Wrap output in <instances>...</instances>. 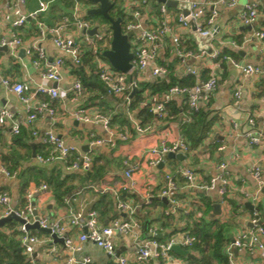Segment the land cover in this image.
Segmentation results:
<instances>
[{
    "label": "crops",
    "instance_id": "1",
    "mask_svg": "<svg viewBox=\"0 0 264 264\" xmlns=\"http://www.w3.org/2000/svg\"><path fill=\"white\" fill-rule=\"evenodd\" d=\"M40 0H24L20 6L22 13L29 14L39 9ZM47 3L44 10L39 11L34 17L27 16L25 23L17 28H12L3 20L5 11V0H0V36H9L13 31L21 36L23 42L14 49H0V78L9 79L11 82L21 81L31 84L54 86L55 82L44 80L40 72L44 67V60H41L40 67H35L32 60L36 54H26V49L31 48L33 43L40 46L49 61L54 57L62 56V52L53 44L52 37L47 33L43 38L39 37L38 25L44 29L53 27L62 16H70L73 6L70 3L79 4L78 18L87 20L86 11L98 4H90L89 0H43ZM114 7L123 11V24L131 21V11L137 9L140 12L138 23L145 29H156L163 22L169 25L172 32H169L160 39L158 44V56L155 61L157 65L167 67V73L163 76H153L151 65L142 71L133 70L127 74V80L131 79L137 83V91L141 92L142 99L130 106V92L126 95H110L106 93L102 82L99 80L93 57L89 51V45L84 43L82 33L75 31L70 25L65 35L74 37L82 49V65L74 64L71 59L64 56V64L61 70V80L57 83L60 96L51 102L56 110L55 120L48 115L38 117L34 121V127L38 130L52 128L65 142L76 146L80 152L89 151L91 166L87 170L70 169L69 163L72 157L67 160H56L51 163L41 164L32 155L46 153V148L31 135L30 127L23 124L25 111L17 95L8 91L0 84V106H4L12 114V118L4 125H0V164H4L10 171L16 172L14 177H5L0 174V181L3 187L10 194L11 205L20 209L24 204V196L28 187L45 184L32 167L45 170L46 177H57L60 181V200L53 194L52 187H47L36 194L35 206L39 213L58 219L65 225V233L76 239L79 229L68 224L72 212L86 214L91 209H96L104 224L110 220L122 217L116 207L119 198H124L135 205L134 217L141 224L137 229L139 238L156 237L161 241L170 238L180 239L191 230L197 223H209L216 221L222 224L225 238V245L229 243L239 231L249 227L251 210L245 207L248 199L242 192H254L256 182L250 173L253 165L261 167L262 179L264 180V121L262 111L264 109V76L245 75L242 70L233 64H257L264 65V49L261 41L254 36L255 31H264V0H238L234 6L218 5L215 7L217 15L213 21L214 34L209 39L207 47L199 49L198 43L192 34L189 23L188 28L178 25L177 17L182 11L175 7L165 6L164 11L160 10L162 2L158 0H113ZM205 2V17L212 11V2L215 0H203ZM185 3V2H184ZM256 3L258 15L252 25H244L239 19V13L245 4ZM71 17V16H70ZM106 22V21H105ZM90 27L97 26L98 31L104 33L102 50L110 47V35L100 28L97 21L88 22ZM108 24V22H106ZM177 34L184 52H192L194 55L181 56L174 50L172 36ZM133 42V37L130 39ZM211 48L220 51L219 57L211 59L209 56H201L199 52ZM187 67L196 68L199 79H206L215 76L218 81L216 89L201 97V109L207 111L208 117L213 118V124L208 136L190 152L185 159H168L163 161V166L157 168L150 165L148 161L149 150L152 147H159L161 144L172 145L180 138L188 136L183 126L185 115L188 111V104L184 95L172 94L165 97V92L151 94L150 85L157 82H173L179 85H191L196 79L186 73ZM80 74L86 77L83 82ZM75 79H80L84 92L78 101L72 100L70 87ZM56 86V85H55ZM239 89L240 94L235 97L234 92ZM136 91V92H137ZM38 100H48L44 95H38ZM150 103L149 111L140 113L144 103ZM163 102L167 115L157 117L153 106ZM79 105L85 107L89 113L98 111L111 119V128L115 133V146L95 145L90 147L89 141L93 138L106 137L107 134L99 123H84L75 120L71 112ZM247 117L255 119L254 128L261 131L263 137L256 144H250L246 136L249 131ZM12 122L19 123L20 133H11ZM139 124L146 127L143 133L135 131L134 126ZM127 132L128 139L120 140L118 133ZM190 141V140H189ZM33 144V147H32ZM40 151V152H39ZM48 151V150H47ZM129 165H138L133 172L132 178L135 181L134 187L126 190L129 179L124 175ZM220 162L227 164L229 180L233 186L228 196L227 205L220 203L217 189L200 190L190 186L176 172L179 165L190 166L196 176V182L206 181L217 174V165ZM171 173L178 185V190L172 193V197L178 203L170 210L169 199L164 202L159 197V191L164 186V176ZM37 180H39L37 182ZM25 184V186H24ZM152 196L148 203H144L145 194ZM157 197V198H155ZM221 204L220 215L213 214V203ZM258 206L264 224V190L260 192ZM187 209V212L184 210ZM169 210V212H168ZM2 206H0V213ZM147 221L146 234L144 223ZM216 225L212 226L215 229ZM154 228V235L150 231ZM35 233L41 238L47 239V247L55 244L59 254L57 256L44 254V246L40 245L35 254L38 264H64L69 252L62 243L53 242L52 236L42 231ZM195 236V235H194ZM113 241L119 255L128 256L126 264H162L157 259H149L146 262L138 263L132 259V238L115 233ZM191 247L185 248L188 253L199 257L198 250ZM89 255L90 264H116L113 257H109L102 249L92 242L83 243L82 249L74 253L75 257ZM233 255L237 264H264L262 257L257 251H237L233 249ZM182 258L184 256H181ZM186 260L185 258H183ZM187 261V260H186ZM215 262V261H214Z\"/></svg>",
    "mask_w": 264,
    "mask_h": 264
},
{
    "label": "built area",
    "instance_id": "2",
    "mask_svg": "<svg viewBox=\"0 0 264 264\" xmlns=\"http://www.w3.org/2000/svg\"><path fill=\"white\" fill-rule=\"evenodd\" d=\"M179 3H188L189 12L186 16L182 13L178 14L177 22L180 27L188 28L189 19H193L195 22V31L203 36L213 37V21L217 12L215 7L218 5L234 6L238 3V0H215L212 2V11L210 15L205 17V2L203 0H173ZM145 2V0H142ZM24 0H5V11L3 13V20L7 22L12 28L22 26L27 16L34 17L39 11L44 10L47 7V3L43 0L39 1V9L27 14L22 13L20 6L23 5ZM165 4L161 5L160 10L164 11ZM79 4L75 1L70 16H62L61 19L53 26L47 29L39 24L38 34L40 38H43L47 33L52 37L53 44L62 52V56H57L51 60L46 59L45 51L33 43L31 48L26 49V54L35 52L36 58L32 60V64L35 67H40L41 60H44V67L40 72V76L44 80H50L56 83V86H47L44 84H36L33 88L30 83L15 81L11 82L9 79L0 78V84H2L8 91L15 93L22 103L25 118L23 124L30 127L31 135L36 138L45 148L46 153L35 154V159L41 164L51 163L56 160H67L72 157L69 163L70 169L87 170L91 166V156L89 151L80 152L79 149L67 142H65L52 128H45L38 130L34 127V121L38 117L48 115L51 120L56 118V110L51 105V102L58 99L60 96V90L57 83L61 80L62 66L64 64V56H67L76 65H82V49L74 37L66 36L65 32L70 25L75 27V31L82 33L84 43L89 45V51L93 57L95 64V71L102 82L106 93L110 95H126L132 89L137 88V83L134 80H127V74L133 70L142 71L151 65V73L153 76H163L167 73V67L164 65H157L155 61L158 56V44L157 42L163 38V36L172 29L169 25L161 23L156 29L142 28L138 23L140 12L137 9L131 11V16L134 17L131 21L122 22L123 32L129 30L133 31V42L131 43V52L133 57L131 59L132 67L129 72H121L114 69L107 59L102 55V51L96 46V42H100L104 38V33L98 31L93 35L83 33V29H90L89 23L85 20L78 18ZM258 15V8L256 3L245 4L239 13V19L244 25H252ZM123 21V20H122ZM254 36L261 41V47L264 49V31L259 30L254 32ZM131 39V38H130ZM174 43V50L178 55L189 56L194 53L188 51L184 52L180 43V39L177 34L172 36ZM23 40L19 34L12 32L9 36H0V47L6 46L9 49H14L22 44ZM201 56H209L211 59H216L220 55V51L214 48L208 52L202 50L199 52ZM235 66H238L245 75L264 76V65L257 64H239L232 61ZM186 73L195 77L196 81L191 85H171L165 92V97H169L172 94L184 95L188 104V111L185 115L183 122H188L192 118V114L199 111L201 108V97L203 94L212 93L217 85L218 81L215 76H210L206 79H199V73L196 68L187 67ZM72 92V100L78 101L81 98L84 88L80 79H75L70 87ZM240 94L239 89L234 92L235 97ZM38 95H44L48 97V100H38L34 104V99ZM145 104V103H144ZM151 110L157 111V117L162 118L167 115L166 107L163 102L156 104ZM72 117L84 123H99L104 131L106 137L93 138L89 141L88 145L93 147L95 145H108L110 147L115 146V133L111 128V119L109 116L102 114L98 111L89 113L85 107L79 105L71 112ZM12 118V114L4 106H0V125L6 124ZM262 119L264 121V109L262 111ZM247 123L250 128L246 132V136L249 139L250 144H256L263 137L261 131L254 128L255 119L247 117ZM21 125L19 123L12 122L10 126L11 133L17 135L20 133ZM134 129L138 133H143L147 130L139 124L134 126ZM120 140H127V132H120L117 135ZM48 150V151H47ZM190 145L186 138H180L172 145L161 144L159 147H152L149 150L148 163L150 165H157L160 161H164L163 157H166L168 152H181L185 156L190 152ZM127 168L124 170V175L129 179V183L124 188L128 191L134 187L135 181L132 178L133 172L138 168V165H129L125 161ZM216 169L217 174L210 177L206 181L196 182L195 172L190 166L179 165L176 167V172L192 187L200 190L217 189L220 203L227 205V208H231L227 199L232 192L233 186L229 180V172L227 164L220 162ZM250 173L256 182V190L254 192H242L245 198L253 204L258 206L259 195L264 190V180L262 179L261 167L259 165H253L250 168ZM0 174L5 177H14L16 172L10 171L4 164H0ZM165 184L159 191V197H165L169 199L170 210L178 203L172 197V193L178 190V185L171 173H167L164 176ZM47 186L45 184L33 185L28 187L25 196L24 204L20 209H15L10 202V194L3 187L0 181V206L2 211L0 217H5L11 213H15L21 217L24 222H19L17 231L19 232L20 245L22 251L27 258L28 264H38L35 254L40 245L44 246V254L57 256L59 254L55 244H51L47 247V239L39 237L37 233H33L31 229H28L26 225L29 223L37 222L41 228L49 229L50 235L56 234L57 237L63 238V245L69 252V256L64 261V264H90L91 257L89 255H82L75 257L74 253L82 249L83 243L92 242L97 247L103 250L109 257L115 259L116 264H126L128 256L116 255V246L113 241L115 233L120 235H130L132 238V259L138 263L146 262L149 259H157L162 264H189L181 256L177 255L171 250L172 244H179L183 248L191 247L197 240L194 235L186 234L180 239L170 238L169 240L161 241L154 236L149 238H139L137 229L141 228V224L134 217L135 205L124 198H119L116 202L118 211L122 214V217L114 218L108 223L104 224L101 219L100 213L96 209H91L86 214L82 212H72L70 214L68 224L79 229V234L76 239L67 236L65 233V225L58 219H53L46 214H41L37 211L35 206V196L37 193L43 191ZM152 195L145 194L144 203L150 201ZM36 212L35 214L33 212ZM187 212V209L184 210ZM169 212V210H168ZM251 226L239 231L237 235L224 246V254L226 256V264H237L233 255V249L237 251H257L264 261V224L263 218L259 210L253 208L251 210V217L249 219ZM150 231L154 235V228H150Z\"/></svg>",
    "mask_w": 264,
    "mask_h": 264
},
{
    "label": "trees",
    "instance_id": "3",
    "mask_svg": "<svg viewBox=\"0 0 264 264\" xmlns=\"http://www.w3.org/2000/svg\"><path fill=\"white\" fill-rule=\"evenodd\" d=\"M112 10H114L111 14L113 18L123 17L124 14L122 9L113 7ZM80 77L83 82H86V77L81 74ZM171 85H174L173 82H157L156 84L150 85L149 88L151 89V94H159L166 92ZM142 90L143 88H140L139 91L135 92L130 98V106H134L135 102H139L142 99ZM149 106V102L145 103L140 113L147 112L148 115L152 116V111H149ZM208 114L207 111H203L200 108L198 112L192 114L190 121L184 123L183 129L190 140H188V142L191 148L202 143L208 136L213 124V118H209ZM31 169L41 175L40 179L44 181L45 184H49L52 187L55 198L60 200V181L58 178L46 177L44 169L35 167ZM38 181L39 180H37V182ZM258 207L259 210H261V207ZM18 224L19 222L17 220L11 219L0 227V264H28L27 258L23 254L22 246L20 245L19 232L17 231ZM214 225H216V227L212 229ZM31 231L35 233L36 230L31 229ZM38 232H41V230ZM191 233L195 235L197 239L192 248L198 250L200 256L196 257L194 254L188 253L183 258H185L189 264H226L224 246L227 239L224 236L222 224H218L216 221H211L209 223L203 222L201 224L197 223L193 226Z\"/></svg>",
    "mask_w": 264,
    "mask_h": 264
},
{
    "label": "water",
    "instance_id": "4",
    "mask_svg": "<svg viewBox=\"0 0 264 264\" xmlns=\"http://www.w3.org/2000/svg\"><path fill=\"white\" fill-rule=\"evenodd\" d=\"M94 4H98L95 7L89 8L86 13L89 14H95L100 15L103 19H105L109 26L108 28L111 30V41H110V47L106 50L102 51V55L107 59V61L110 63V65L121 72H129V70L132 67L131 59L133 57V53L131 52V43L130 38L133 35V31L129 30L127 32H123L122 30V18L116 17L113 18L109 11L114 7V1L113 0H89ZM159 2L164 3L167 7H175L182 11V14L186 16L189 12V4L188 3H179L177 1L173 0H158ZM189 23L192 28V34L194 36L195 41L199 45V49H204L207 47V43L210 39V36H203L200 35L198 32L195 31V22L193 19H189ZM83 33H87L89 35H93L98 32V27L94 26L90 29H83ZM0 49L8 50L6 46L0 47ZM54 86L56 83L53 84ZM137 91L136 88L132 89L129 97H131L135 92ZM154 113H157V111H154ZM33 147V144H32ZM32 155L35 156V150L32 149ZM166 158L168 159H177L179 161H182L185 159V155L181 152H168L166 155ZM163 166V161H160L156 167L161 168ZM157 198V197H155ZM162 201L166 202L167 199L165 197L160 198ZM245 207L247 209L252 210L253 208L259 210L258 206H253L251 202H245ZM213 207V214L220 215L221 213V204L219 202H215L212 205ZM36 213L35 211L33 212ZM15 219L18 222H24V220L16 215L15 213H11L5 217H0V227H2L7 221ZM248 225L251 226L250 223ZM28 229H38L45 231L47 233H50V230L41 228L38 223L35 221L33 223H28L26 225ZM147 230V221L144 223V233L146 234ZM53 238V242L63 243L62 237H57L56 234H51ZM171 250L176 253L179 256H186L188 254V250L181 247L179 244H172ZM116 255H119V250H116Z\"/></svg>",
    "mask_w": 264,
    "mask_h": 264
},
{
    "label": "rangeland",
    "instance_id": "5",
    "mask_svg": "<svg viewBox=\"0 0 264 264\" xmlns=\"http://www.w3.org/2000/svg\"><path fill=\"white\" fill-rule=\"evenodd\" d=\"M88 3L92 4L91 1H89ZM73 5H74V3H70V6H73ZM113 12H114V10L111 9V10L109 11V14L111 15ZM111 16H112V15H111ZM86 18H87L88 22H91V21H93V20L99 22V24H100V28L104 29V31H106V33H108V34L110 35L111 30L108 28L109 24H107V23L105 22V20H104L100 15H87ZM96 46H97L100 50H102V48H103V42H96Z\"/></svg>",
    "mask_w": 264,
    "mask_h": 264
}]
</instances>
